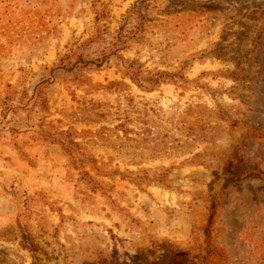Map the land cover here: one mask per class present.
<instances>
[{"label":"rangeland","instance_id":"1","mask_svg":"<svg viewBox=\"0 0 264 264\" xmlns=\"http://www.w3.org/2000/svg\"><path fill=\"white\" fill-rule=\"evenodd\" d=\"M0 264H264V0H0Z\"/></svg>","mask_w":264,"mask_h":264}]
</instances>
